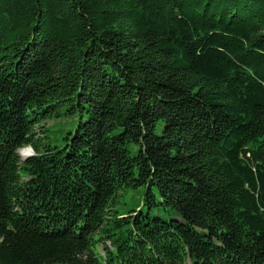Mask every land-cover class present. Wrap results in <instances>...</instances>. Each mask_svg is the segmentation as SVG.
Listing matches in <instances>:
<instances>
[{
    "label": "trees",
    "instance_id": "trees-1",
    "mask_svg": "<svg viewBox=\"0 0 264 264\" xmlns=\"http://www.w3.org/2000/svg\"><path fill=\"white\" fill-rule=\"evenodd\" d=\"M194 263L264 264V0H0V264Z\"/></svg>",
    "mask_w": 264,
    "mask_h": 264
},
{
    "label": "rangeland",
    "instance_id": "rangeland-1",
    "mask_svg": "<svg viewBox=\"0 0 264 264\" xmlns=\"http://www.w3.org/2000/svg\"><path fill=\"white\" fill-rule=\"evenodd\" d=\"M77 122L78 119L75 116L62 115L56 119L42 121L40 126L52 144L61 145L63 143L62 136H65L69 131L73 132ZM39 135H42V132L39 133ZM33 153L31 149L28 155H32ZM140 196L141 190L127 192L122 198V202L119 204V210L121 212H127L128 210L138 209L139 207L144 210V207L139 204ZM98 250L102 253L101 247H99Z\"/></svg>",
    "mask_w": 264,
    "mask_h": 264
},
{
    "label": "bare ground",
    "instance_id": "bare-ground-1",
    "mask_svg": "<svg viewBox=\"0 0 264 264\" xmlns=\"http://www.w3.org/2000/svg\"><path fill=\"white\" fill-rule=\"evenodd\" d=\"M30 152H31V149H30L29 147H24V148H22V149L20 148V149L18 150V153H19L22 157L28 155Z\"/></svg>",
    "mask_w": 264,
    "mask_h": 264
},
{
    "label": "water",
    "instance_id": "water-1",
    "mask_svg": "<svg viewBox=\"0 0 264 264\" xmlns=\"http://www.w3.org/2000/svg\"><path fill=\"white\" fill-rule=\"evenodd\" d=\"M194 264H196V263H194Z\"/></svg>",
    "mask_w": 264,
    "mask_h": 264
}]
</instances>
